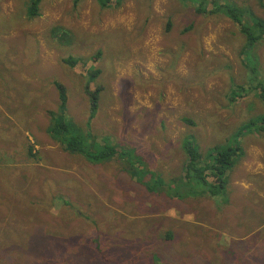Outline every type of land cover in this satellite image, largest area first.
<instances>
[{"label":"rangeland","instance_id":"1","mask_svg":"<svg viewBox=\"0 0 264 264\" xmlns=\"http://www.w3.org/2000/svg\"><path fill=\"white\" fill-rule=\"evenodd\" d=\"M216 1L264 21V0ZM31 2L0 0V264H237L250 225L264 258V39L248 45L223 11L181 0H41L34 18ZM59 117L85 140L90 130L135 149L156 173L152 191L122 159L66 152L51 135ZM245 130L226 197L197 202L196 215L178 209L180 141L214 163L207 151ZM189 193L179 187L181 200Z\"/></svg>","mask_w":264,"mask_h":264},{"label":"trees","instance_id":"2","mask_svg":"<svg viewBox=\"0 0 264 264\" xmlns=\"http://www.w3.org/2000/svg\"><path fill=\"white\" fill-rule=\"evenodd\" d=\"M41 0H32L30 8V17L34 18L39 16V5ZM79 1V0H77ZM99 6L103 8L111 7L112 2L121 1V0H97ZM182 2H190L195 5V9L200 14L206 13H217L224 12L227 19H230L235 25H238L240 32L244 34L248 45L251 42L264 39V21L262 19L255 17L254 14L249 9H241L238 6L230 3H219L216 0H181ZM211 4V5H210ZM211 6V8H209ZM251 16V18H250ZM250 49V46L248 47ZM79 61V60H77ZM77 61L72 58L66 59V63L69 66L74 67L77 65ZM55 87L58 91L59 102L61 103V108L66 111V106L68 103V95L65 87L60 83H55ZM238 92L234 91L230 95V101L232 103L236 102L241 96L240 92L243 91V87H237ZM101 90L90 93L88 90V95L91 100V114L95 115L98 111L99 106V96ZM238 94V95H237ZM261 99L264 102V90L261 89ZM65 111L61 114L64 115ZM187 120V119H186ZM185 120V121H186ZM189 123H191L188 120ZM260 123L259 127L264 129V117L258 122ZM253 125H258L256 122ZM245 131H241L236 135L232 141L229 142L230 145L226 147H217L210 148L207 153L208 156L214 158V163L207 158L203 160V154L199 151L198 148L191 145L190 143L184 144V150L187 155V162L184 173V182L182 185L187 186L188 192L198 191L200 196L209 195L211 197H226L224 194L227 191L228 178L227 171L230 169L231 165L234 163V158L238 154H242L243 149L240 144L237 142L242 134ZM51 135H53V140L62 145L66 152L72 154H78L85 157L89 162L93 164H101L107 161L112 160L114 157H118L126 162L127 168L124 170L130 174L138 182L145 184L149 191L151 189V176L150 178L145 179L146 173L148 170H140L137 165H144V161L138 156L135 149L133 152L127 150L128 147L123 148V150L118 149L113 144L110 145H99L98 141H95V138L91 136L90 130L86 135L88 138L85 140L83 138V133L75 130L74 126H68L65 124L61 117L55 119L54 127L51 129ZM214 149V150H212ZM142 172V174H141ZM173 184V181L169 180L167 183V188L170 189V185ZM175 184V183H174ZM181 185V186H182ZM175 184V196L179 197V187ZM52 187V186H50ZM189 193V194H190ZM254 226H248V237L244 241L250 244L248 245L247 253L243 255H238V258L241 261L237 264H264V258H261L258 254V249L254 244V240L258 238V233L256 236L250 235L253 232ZM257 229V226L255 227ZM165 238L169 241L174 239L173 234L167 233ZM253 240V241H252ZM246 252V251H245ZM217 255V254H216ZM212 262V261H211Z\"/></svg>","mask_w":264,"mask_h":264},{"label":"crops","instance_id":"3","mask_svg":"<svg viewBox=\"0 0 264 264\" xmlns=\"http://www.w3.org/2000/svg\"><path fill=\"white\" fill-rule=\"evenodd\" d=\"M101 142H99V144L100 145H104V141H101ZM180 143H181V149H182V153H183L182 156L184 157V165H183V172L181 173V177H177L176 178V183L175 184H177V186H181L182 185V182H184V173H185V167H186V162H187V155H186V152L184 150V145H182L183 144V141H180ZM198 149L201 152V147L200 146H198ZM113 159H118V157H114ZM107 162H109V161H107ZM137 167H140V165H137ZM140 170H148V168L146 167L145 161H144V165L142 166V168ZM149 172L150 173H155V172H152V171H149ZM150 173L147 175V177L145 175L144 178L145 179H149L150 178ZM141 174H142V172H141ZM168 179H170V178H168ZM165 182H166V185H167L168 182L166 180H165ZM143 185H145V184H143ZM206 198H211V196H209V195L200 196L199 193H198V191H193V192H191L189 194V197L188 198H184V199L181 200L180 197H178V198H175V200L177 201V208L178 209L181 208V207L184 208V205L186 204L187 206H190L191 207V209H190V211H188V213H190L191 215H196V208H197V211H199V212L201 211V206L197 202L203 201L204 203H206L209 200V199L205 200ZM212 198H214V197H212ZM180 201H182V202H180ZM187 215H189V214H187ZM195 226H196V224L195 223H192V227H195Z\"/></svg>","mask_w":264,"mask_h":264}]
</instances>
